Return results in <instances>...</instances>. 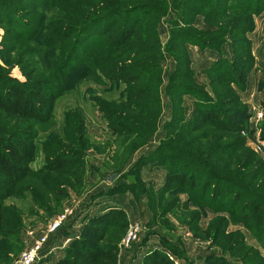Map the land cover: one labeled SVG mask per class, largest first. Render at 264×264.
Returning <instances> with one entry per match:
<instances>
[{"label": "trees", "instance_id": "1", "mask_svg": "<svg viewBox=\"0 0 264 264\" xmlns=\"http://www.w3.org/2000/svg\"><path fill=\"white\" fill-rule=\"evenodd\" d=\"M29 1L43 10L30 12L15 5L16 0H0V25L5 26L6 37L0 45H10L2 48L7 57L5 65L0 64V252L5 240L18 243L24 229L21 211L7 205L8 200L23 199L28 192L33 206L50 214L51 203L61 205L69 198V188L81 185L84 155L92 145L84 123L73 115L61 136L53 135L43 144V166H31L35 127L53 121L55 101L88 79L100 85L122 83L123 102L98 99L97 106L115 139L136 144L126 148L133 153L157 126L165 52L177 64L167 84L170 100L174 93L167 138L151 156L137 159L132 169L141 171L154 163L163 167L165 181L153 200L185 189L195 194L201 207L226 208L245 229L263 237L264 246V162L240 136L247 108L235 91L245 89L253 67L247 34L253 30L254 17L264 12V0ZM169 13L175 18L162 49L158 29ZM195 16L208 25L225 21L213 25L216 32L199 31L192 25ZM226 39L232 43V59L219 58L204 71L210 95L194 80L186 46L219 51ZM178 46L185 50L182 57L175 51ZM43 53L41 65L33 61ZM10 63L20 67V79L9 75ZM185 95L195 104L188 121L182 108ZM260 130L264 141V121ZM131 188L127 183L114 185L108 195L132 193ZM176 219L184 223L186 217ZM127 226L122 209L110 208L92 217L56 264H119L118 244ZM159 244L161 249L147 252L141 264H174L168 253L178 252L163 237ZM0 255L7 253L2 250ZM259 261L254 264H264Z\"/></svg>", "mask_w": 264, "mask_h": 264}, {"label": "rangeland", "instance_id": "2", "mask_svg": "<svg viewBox=\"0 0 264 264\" xmlns=\"http://www.w3.org/2000/svg\"><path fill=\"white\" fill-rule=\"evenodd\" d=\"M15 5L30 12L41 11L44 8V6L29 0H16ZM189 17V13L185 12V20H188ZM198 17L195 16L192 25L199 31L216 32L217 27L215 28L213 25H219L225 21L224 19L220 22H214L213 25H208L201 16ZM174 18V13H169L160 23L162 40H165V36H168L164 43L159 39L163 46L162 49L168 42L170 22ZM197 19H202L201 26H195ZM258 26L259 29L264 30V17L258 20ZM4 29L5 26L0 25V40L6 38ZM252 38L253 41H257L255 43L257 48L264 46V31L261 35L258 34ZM226 42L232 44L228 39H226ZM8 46L10 45L7 43L0 45V64L3 66L7 55L5 52L3 54L2 48ZM221 49L219 51L212 50L223 56ZM175 51L182 57L185 50L178 46ZM186 53L189 59L187 50ZM44 55L43 53L38 58L34 56L33 61L36 60L41 65V59ZM229 59H232V57ZM25 60L23 58L21 63H24ZM258 65H260V68L257 70V74L251 76L249 85H247L246 78L243 91L234 89L239 96L247 88L243 99L246 103L243 104L247 108V114L245 121L242 122L244 128L240 131V136L245 141V147L264 162V149L262 152L256 149L257 144H259L257 141H262L263 147L261 149L264 148V141L260 138V128L264 121V62L261 63L260 61ZM8 66L10 67V70L8 69L10 71L9 75L20 79V67L11 63ZM161 67L163 79L159 90L161 112L157 120V126L152 136L145 143L142 141L133 153L132 151L128 153L127 149L128 147L130 149L135 147L136 144L127 145L122 143V139H115V136L111 134V130L107 129L97 106L98 99L113 103L123 102L125 94L123 93L124 85L122 83L106 82L104 85H100L96 80L88 79L76 84L74 89L66 92L55 101L53 121L46 125L38 124L35 127L36 137L32 146L31 166L33 168L43 166V144L53 135L61 136L68 121H72L71 116L73 115L74 118L84 123L86 139L92 145L84 155L81 185L71 186L69 188V198L61 205L55 206L51 203L52 212L50 214L34 207L28 192L25 193L23 199L8 200L7 205L16 206L21 211L24 229L18 243H14L12 239L4 241V246L1 247H3L2 250L7 253V256L2 257L0 255V264H20V257L23 252L44 235L46 239L43 246L40 247L41 254L34 264H56L57 260L63 256L67 246L80 236L84 227L94 217L92 215L100 212L104 206L106 213L113 203L121 200V198L115 199V201L110 199L109 197L114 195L109 196L108 191L110 187L123 183L132 186L131 190L134 191L118 194L119 196L130 194L128 202L126 197H123L124 203L122 205H125V210L118 208L126 212L128 220L127 229L121 236L118 246L119 256L124 252L130 257V263L133 264L135 261H139V258L142 259L143 255L154 249L156 245L160 246L159 249H161L160 237H163L172 249L178 252L176 256L168 253L174 264H254L259 263L261 259L264 260L263 237H256L245 229L237 219L231 218L227 214L226 208L212 211L207 206L201 207L202 205L195 203L197 197L194 196V193L191 196L185 189L178 188L171 193L164 194L163 200H153V198L159 196L157 191L164 184L166 174L164 168L154 165V163L146 165L145 171L143 167L141 171L132 169L137 159L142 156H151V152L167 138L165 127L170 122L172 115L171 100H174V93H172L170 100L167 93V84L176 70V59L165 52ZM69 77V81H72V76L69 75ZM194 80L199 85L204 86L207 94L212 95L209 78L205 82L199 77L197 80L194 73ZM191 103L195 109L194 99ZM182 108L186 116L185 108L188 107L183 102ZM259 112L261 117L258 119L256 114ZM190 199L191 202H188ZM229 203L228 201L224 205L228 206ZM113 207L116 206L113 205ZM63 213L69 214L63 226L55 233L46 234L47 228ZM176 216L186 217L185 222L179 223ZM189 219L192 222H189ZM130 230L134 232L135 237L128 247H121L124 246L123 242Z\"/></svg>", "mask_w": 264, "mask_h": 264}, {"label": "crops", "instance_id": "3", "mask_svg": "<svg viewBox=\"0 0 264 264\" xmlns=\"http://www.w3.org/2000/svg\"><path fill=\"white\" fill-rule=\"evenodd\" d=\"M262 17H264V12L262 14L256 16V17H254L253 30H252V32L247 34V38L251 42V51H252V56H253V59H254L253 65L255 64L254 68L251 70V72L249 73V75L247 77V85H249V80H250L251 76L253 74H257V70H259V68H260L261 64L258 65V63L260 61H261V63L264 62V46L257 48L256 45H255V43L257 41H253V38H252V37H256L258 34L261 35L263 33V31H264V30L262 31L261 28L259 29V26H258V20L260 18H262ZM198 18H200V17H198ZM199 20L200 19H197L196 22H195V26L196 27L201 26V23H203L202 19L200 21ZM158 32H159V37H160L161 42L164 43L168 36L167 37L165 36V40H162L163 39V35H161L160 26H159ZM186 47H187V51H188V54H189V59L191 61L190 62L191 63V67L194 70L193 72L195 73L196 79L198 80V77H199L201 80H204V82L207 80V78H206L207 76L204 73V71L207 68H209L214 61H216L217 59H219V58H221L223 56L226 57V59H229V58L232 57L231 45H230L229 42H226V44L223 47H221L222 48L221 52H222L223 56L218 54L216 51H214L212 49L210 50L208 48L202 49V48H200L198 46H192V45H187ZM252 79H253V77H252ZM246 92H247V88H246V90L243 93L239 94L240 100L244 104H246L245 101H243ZM263 93H264V90H263ZM262 97H263V95H262ZM191 101H193L192 97H189V96L183 97V104L186 107H188L187 109L185 108L186 116L184 115V117H185L186 120H189L192 117L193 113H194V107H193ZM145 167H143V169ZM144 171H145V169H144ZM151 177H153V176H151ZM123 197H126L127 202H128V200L130 198V194L129 195L128 194H124V196L114 195L112 197H109L110 199H112L114 201H115V199H120L121 198V200H117V202L113 203V205L116 206V207H113V205H112V206H110V208H122V209L125 210V205L124 204L122 205V203H124L123 202L124 201ZM104 207H102V210L100 212L95 213L92 216L104 214L105 213ZM103 211H104V213H103ZM159 248H160V246L156 245V247L154 249H159ZM154 249H152V250H154ZM149 251H151V250H149ZM129 259H130V257L127 256V254H124V252H123V254L121 256H119V262L118 263L119 264H132V263H130ZM141 261H142V259L139 258V261H135L133 264H141Z\"/></svg>", "mask_w": 264, "mask_h": 264}, {"label": "built area", "instance_id": "4", "mask_svg": "<svg viewBox=\"0 0 264 264\" xmlns=\"http://www.w3.org/2000/svg\"><path fill=\"white\" fill-rule=\"evenodd\" d=\"M256 117L259 119L261 117V113H257ZM259 144H257L256 149L261 150L260 152L263 151V142L262 141H257ZM69 214L67 215L66 213H63L55 222L51 224L50 227L47 228L46 234H52L55 233L63 226L65 221L67 220ZM135 237V234L132 230L128 232V236L123 242L124 246L121 247H128L129 243L132 241V239ZM46 236H42L41 238L37 239L32 246L27 249L26 251L23 252V254L20 257V264H34V262L39 258L41 254L40 247L43 246V243L45 242Z\"/></svg>", "mask_w": 264, "mask_h": 264}]
</instances>
